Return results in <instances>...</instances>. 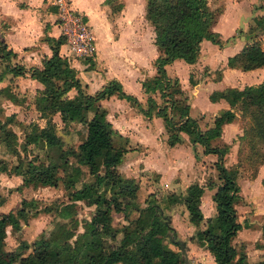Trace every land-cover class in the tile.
Listing matches in <instances>:
<instances>
[{
  "label": "trees",
  "instance_id": "trees-1",
  "mask_svg": "<svg viewBox=\"0 0 264 264\" xmlns=\"http://www.w3.org/2000/svg\"><path fill=\"white\" fill-rule=\"evenodd\" d=\"M217 11L219 9L209 0H145V18L152 25L154 44L160 55L154 61L155 74L141 81L144 91L149 93L147 107L143 111L148 114L154 109L162 117L168 133L167 143L179 141V132H184L191 143H199L203 147V152L217 155L214 165L220 182L211 194L215 209L214 222L211 217H207L206 227L197 232L196 238L212 254L215 264H234L232 261L236 256L239 263L245 264L243 256L238 255L231 242L241 227L233 207L238 198L239 185L234 170L228 169L222 162L225 147L210 144V139L219 135L221 124L232 119L233 112L230 108L223 109L214 116L211 127L201 129L196 119L187 113L188 104L177 79L167 76L163 68L165 63L174 58L193 62L202 39L220 43L218 33L211 28ZM47 40L51 45V54L41 58L39 66L28 69L30 76L42 84L33 104L38 116L44 117L45 122L42 126L31 123L30 129L24 130L20 149L16 145L15 132L7 126L12 121L11 116L0 118V143L15 156L16 161L9 169L22 175V184L56 185L59 180L63 187L69 189L68 199L72 203L81 200L86 205H93L81 241L86 250L85 259L79 263L75 254L66 249V244L54 241L56 236L52 238L51 232L38 234L30 245L21 240L13 249H4L5 228L9 226L10 231L14 232L21 222L27 221L28 216L39 211L33 208L34 198L23 197L13 210L0 214V264H182L180 251L165 246L163 238L171 227L153 202L138 207L137 216L129 220V225L122 227L120 240L110 243L109 249L104 250L105 237L113 238L117 232L111 224V211L126 213L130 204L126 198L131 200L138 186L134 179L124 178L116 170L123 149L114 143L116 131L105 117V109L99 100L112 93L132 103H136V99L123 92L115 79L108 80L93 94L85 93L75 70L58 53L63 36ZM11 54L13 52L0 41V58L4 61L0 80L2 72L22 74L25 71L24 67L8 62ZM227 63L241 69L262 65L264 47H260L256 40L245 43L237 53L227 58ZM70 88L75 90L72 96L66 94ZM154 92L158 93L159 102L151 96L150 93ZM0 95L12 101L19 100L9 85L0 86ZM217 97L224 98L230 107L239 102L243 119L239 143H246L256 157L259 153L257 147L263 149L264 153V80L240 90L229 87L209 94L211 100ZM56 112L62 122L60 130L63 132L65 129L70 130L76 121L74 126L83 134L76 146H62L64 142L50 116ZM38 143L46 148H54L58 161L35 162L32 158H26L25 154L23 158L20 156L19 149L25 151L30 144L34 146ZM69 156L75 159L74 163L68 162ZM260 158H264V154ZM0 161V171L6 170L7 164ZM81 167L86 168L92 180H81ZM57 169L63 173L59 174ZM201 192L202 186L191 182L181 200L187 219L193 224H198L203 218L199 207ZM176 197L169 196L167 199L174 202ZM44 210L48 211L47 208ZM72 212L68 204L58 208V216L63 219ZM63 226V223H58L61 231H64ZM169 241L172 244L179 242L172 237ZM28 247L30 251L23 254Z\"/></svg>",
  "mask_w": 264,
  "mask_h": 264
},
{
  "label": "crops",
  "instance_id": "crops-1",
  "mask_svg": "<svg viewBox=\"0 0 264 264\" xmlns=\"http://www.w3.org/2000/svg\"><path fill=\"white\" fill-rule=\"evenodd\" d=\"M63 1L82 15L92 31L93 49L85 57L73 56L63 41L58 46V53L64 57L68 56L66 60L75 70L82 90L93 94L108 80L115 79L123 92L136 99V103H132L112 93L99 100L100 105L105 109L107 119L116 131L114 143L123 149L121 158L116 164L118 173L124 178L134 179L139 186V180L148 176L143 172L139 174V171H155L161 173L160 178L169 179L179 175L181 177V173H187L188 170L180 165L185 161L189 162V156L193 161L191 170L195 168L196 159L210 160L214 165L217 155L203 152V147L199 143H191L184 132H179V141L173 144L167 143L168 133L162 117L158 116L154 109L148 114L143 111L147 107L149 93L144 91L141 81L155 74L154 61L160 55L159 49L154 44L152 25L145 18V0ZM209 2L219 9L211 28L218 33L220 43L202 39L198 55L193 62L174 58L165 63L163 68L167 76L177 79L188 104L187 113L196 119L201 129L211 127L214 116L223 109L230 108L233 112L232 119L221 124L219 135L211 138L210 144L216 147L225 144L232 149L233 147L229 146L232 138L235 141L243 131L239 102H235L230 107L224 98L217 97L211 100L209 94L229 87L240 90L244 86L256 85L264 80V64L241 69L227 63V58L237 53L245 43L256 40L260 47H264V0L217 2L209 0ZM56 17L54 0H0V41L13 52L8 62L25 68L22 74L2 72L0 80V86L9 85L16 95L20 93L28 97L27 100L19 97V94L17 95L19 100L12 101L1 96L0 116L3 115V119L10 115L14 126H20V121L27 122L28 120H24L28 116L27 113H38L32 103L31 95L40 89L42 84L30 76L28 69L39 66L41 58L51 54V45L47 38L52 40L61 35ZM3 62L0 58V63ZM2 68L3 65L0 64V71ZM10 84H13V87ZM74 93L73 88L66 92L68 96ZM150 94L156 102L160 101L157 92ZM205 106L209 109L206 110ZM193 110L197 113L193 114ZM54 114L58 117V122L54 123L60 131L62 122L58 113ZM38 119L44 120V117L39 116ZM11 123L8 122L7 126ZM179 145L182 146L181 156L172 154L173 151L175 153L180 149ZM189 147L193 155L188 151ZM3 148L8 152L5 147ZM153 152L157 157L161 153V158L159 160L154 158ZM230 152H237V143ZM167 154L170 158H167ZM68 158L69 163L75 162L73 157ZM11 165L9 164L6 170L0 171L5 175L1 178L4 180H0L1 187L18 179L20 182L15 188L20 189L34 187L40 190L48 186H58L57 184H22V175L11 171L9 169ZM261 167H264V162ZM81 169L87 171L85 167ZM206 188L202 189L199 200L204 193L206 194L205 190H210L212 194L215 185H207ZM211 194L208 196L209 199ZM5 202L4 198L0 201V214L10 211L1 209ZM75 202L82 203L81 200ZM40 212L38 211L37 214ZM46 212L48 211L44 210L41 213ZM209 215L208 210L207 213L202 210V219H206ZM245 261L247 264L250 263L248 257Z\"/></svg>",
  "mask_w": 264,
  "mask_h": 264
},
{
  "label": "rangeland",
  "instance_id": "rangeland-1",
  "mask_svg": "<svg viewBox=\"0 0 264 264\" xmlns=\"http://www.w3.org/2000/svg\"><path fill=\"white\" fill-rule=\"evenodd\" d=\"M215 1L217 2L219 0ZM0 64L3 65L2 63ZM11 86L13 87V84ZM38 91L39 90L37 89L32 93V103L35 100V96L38 95ZM19 94L17 93V95ZM19 97H24L28 100L26 95L20 94ZM200 105L201 104H199L198 107H200ZM204 108L206 110L209 109L206 106ZM192 113L194 114L195 110H193ZM27 114L28 116L24 120L28 121H20V126H14L13 123L9 121L11 124L8 127H11L14 132H16V145L19 146L20 149L24 130L27 131L30 129L31 123H37L40 126L45 122V119H38V113L34 112ZM50 116L53 122H58L56 114L53 113L50 114ZM2 117L3 115L0 116L1 119ZM35 119H37V121ZM75 123L76 121L72 123L73 127H71L70 130L65 129V132L61 130L59 131V129L57 130V133L61 136V139L64 142L62 145L63 147L67 145L74 147L81 139L83 134L79 133L77 127L74 126ZM17 127L22 129V131H18L19 129H17ZM233 139L234 138H232L229 143V146L233 147L232 149L228 147V145H222L225 147V155L223 154L224 157L222 162L225 167L230 170H234L235 179L239 185L238 198L233 203V207L237 214V220L241 223V227L236 231L231 242L236 247L238 255L240 254L243 256L245 264H247L245 261V258L247 259V257L250 261L249 264H264V167H261L264 162V158H260V156L264 153L263 149L257 147L256 150H258L259 153L256 157L255 154H253L254 151H251L246 143H239L238 138L235 139V141ZM234 143L235 145L237 143V148L239 147V150L237 149L238 152L236 153L230 152L231 150H234L235 145H231ZM178 148L180 149L177 152H170H172V154L180 155L182 146L179 145ZM3 149V146L0 145V160L5 162L7 166L15 163V157L13 154H10V150L7 152ZM188 151L193 155L190 147L188 148ZM19 153L22 158L25 154L26 158H32L35 162H47L49 160L51 162L58 161L54 148H46L39 143L34 146L30 144L25 151L21 150ZM132 154L133 153H130V155ZM168 155L169 154H167V158H170ZM153 157L159 160L161 158V153L158 157L156 154H154ZM198 161H200V159H196V161H194L195 168L192 170L190 168L193 165V161L190 156L189 162L185 161L184 163H181L180 166H183L188 170L187 173H181V177L179 175L169 179L160 178L161 173L148 170L139 171V174L143 172V174L148 176L145 177L143 175L144 178L142 177V179L139 180V186L134 197L131 200L126 198V201H130L126 213L123 214L121 212L111 211V224L117 229V232L113 238L108 236L105 237L103 243L104 250L109 249L110 243L118 242L120 240L123 234L122 227L129 225V220L137 216L138 207H143L148 203L153 202L159 208L162 216H165L167 223L171 227L169 232H167L166 237L163 238L165 246L176 251H180L178 244H172L169 241V238L172 237V239L183 242L185 254L190 264H211V262L215 264L212 254L205 247V245L199 244L196 238L197 232L206 227L207 220L202 219L198 224L189 223L186 209L184 204L181 202L182 197H184L187 192V185L191 182L198 183L202 186V189L206 188L207 185H216L220 182L215 165L211 164L210 160H202L200 161V164H198ZM56 171L60 172V174L63 173L61 169H57ZM3 177H5V175L0 173V180H4L1 179ZM80 178L81 180H92V176L85 170L82 171ZM145 178H147L146 181ZM18 182H20L19 179L13 183H8L9 185L7 186L9 187L5 185H2V187L0 186V201L3 200V198L4 202L6 201L4 203L5 205H3L1 209L5 211L11 209L13 210L15 205H18L21 198L24 197L34 198L35 207L33 208L38 209L41 212L44 208H47L48 212H40L38 214L36 213L34 216H28L27 221L25 223L21 222L18 230L14 232L9 231V227L7 226L5 230L3 248L7 250L13 249L21 240L26 241L30 245L38 234L51 232L52 234H50V236L52 238H54V235L56 236L54 241L60 244H66V249L74 253L77 261L82 263L85 259L83 256H85L86 250L81 245V241L84 237L83 232L87 226V221L90 219L93 205L88 207L89 205L84 203H72L71 200L68 199L69 189L63 187L59 180L56 182L58 186H48L40 190L34 187L33 189L30 187H25L26 189H20L18 187L15 188ZM205 192L206 194L204 193L199 201V206L201 212L204 210V212L207 213L208 210V213L210 214L209 217H211L213 221V216L215 214L214 203L208 198L211 191L205 190ZM154 193L156 195H153ZM169 196L177 197L173 202L167 199ZM66 204L69 205V209L73 212L69 214V217L63 219L58 216V208ZM130 206H134V208H130ZM58 223H63L64 231H61L60 227H58ZM27 251H30V247H28L23 254ZM180 257L183 261V255L181 252ZM232 262H234V264L239 263L238 257L236 256ZM115 264L123 263L117 262ZM182 264L186 263L182 262Z\"/></svg>",
  "mask_w": 264,
  "mask_h": 264
},
{
  "label": "built area",
  "instance_id": "built-area-1",
  "mask_svg": "<svg viewBox=\"0 0 264 264\" xmlns=\"http://www.w3.org/2000/svg\"><path fill=\"white\" fill-rule=\"evenodd\" d=\"M54 3L60 34L64 38L63 42L69 53L77 57L89 55L93 49V39L91 27L87 21L63 0H54ZM67 57L66 55L65 58Z\"/></svg>",
  "mask_w": 264,
  "mask_h": 264
},
{
  "label": "water",
  "instance_id": "water-1",
  "mask_svg": "<svg viewBox=\"0 0 264 264\" xmlns=\"http://www.w3.org/2000/svg\"><path fill=\"white\" fill-rule=\"evenodd\" d=\"M241 25H242L241 22H239V26H241ZM64 137H66V136H64ZM178 245H179V250H180V252L183 255V263L190 264L189 260L186 257V254H185V249H184V246H183V242L179 241Z\"/></svg>",
  "mask_w": 264,
  "mask_h": 264
}]
</instances>
